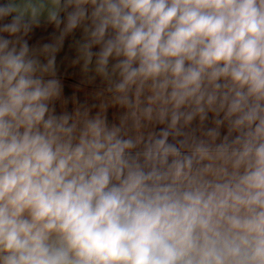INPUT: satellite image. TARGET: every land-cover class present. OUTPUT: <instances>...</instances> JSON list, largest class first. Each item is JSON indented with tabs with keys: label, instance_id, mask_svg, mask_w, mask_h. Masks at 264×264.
I'll use <instances>...</instances> for the list:
<instances>
[{
	"label": "clouds",
	"instance_id": "1",
	"mask_svg": "<svg viewBox=\"0 0 264 264\" xmlns=\"http://www.w3.org/2000/svg\"><path fill=\"white\" fill-rule=\"evenodd\" d=\"M0 264H264V0H0Z\"/></svg>",
	"mask_w": 264,
	"mask_h": 264
},
{
	"label": "flooded vegetation",
	"instance_id": "2",
	"mask_svg": "<svg viewBox=\"0 0 264 264\" xmlns=\"http://www.w3.org/2000/svg\"><path fill=\"white\" fill-rule=\"evenodd\" d=\"M48 31H51V29H48ZM47 39H48V33L43 29L39 30L33 38L34 41H46ZM72 86L73 85H71L70 88H72Z\"/></svg>",
	"mask_w": 264,
	"mask_h": 264
},
{
	"label": "crops",
	"instance_id": "3",
	"mask_svg": "<svg viewBox=\"0 0 264 264\" xmlns=\"http://www.w3.org/2000/svg\"><path fill=\"white\" fill-rule=\"evenodd\" d=\"M66 86H67V87H69V88L71 87V85H69V84H68V85H66Z\"/></svg>",
	"mask_w": 264,
	"mask_h": 264
},
{
	"label": "rangeland",
	"instance_id": "4",
	"mask_svg": "<svg viewBox=\"0 0 264 264\" xmlns=\"http://www.w3.org/2000/svg\"><path fill=\"white\" fill-rule=\"evenodd\" d=\"M73 87V86H72Z\"/></svg>",
	"mask_w": 264,
	"mask_h": 264
}]
</instances>
